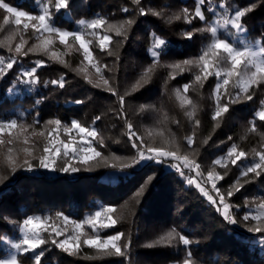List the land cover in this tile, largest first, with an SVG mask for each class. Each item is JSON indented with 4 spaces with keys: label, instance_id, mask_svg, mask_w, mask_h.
Returning a JSON list of instances; mask_svg holds the SVG:
<instances>
[{
    "label": "trees",
    "instance_id": "16d2710c",
    "mask_svg": "<svg viewBox=\"0 0 264 264\" xmlns=\"http://www.w3.org/2000/svg\"><path fill=\"white\" fill-rule=\"evenodd\" d=\"M45 1L53 15V24L61 29L72 30L78 20H92L97 16L109 23L128 19L135 21L126 40L122 36L117 37L114 32L109 33L113 38L109 50L115 53L111 56L107 50L99 49L94 37L88 36L93 40L90 47L95 60L99 61L103 76L109 79L118 95L125 96L123 111L126 119L119 115L121 108L118 95L93 86L99 79L95 68L96 77L91 78L93 83H89L84 78L85 73L80 71L75 54L66 55L63 59L68 67L39 52L27 56L17 55L14 52L17 41L21 36L30 38L33 30L22 32L21 26L17 30L10 20L5 24L3 17L8 13L0 9V41H6L10 32L15 33L10 35L12 51H9L7 42L0 44V57L6 62L12 56L17 59L13 68L6 70V75L0 78V119L13 118L20 124L34 126L24 133L30 138L28 145L23 144L21 136L13 145L0 146V165L8 147L16 149L15 155L20 162L25 158L21 151L23 147H34V155L39 156L46 143L47 132L55 127L48 125L45 129V122L59 119L62 125L70 126L72 120H77L86 127H95L104 138V146L98 143H94V146L105 157H109L108 165L116 163L118 166H106L100 160L98 165L92 162L91 170H84L85 166L75 161L73 163L81 168L75 173L55 171V174L47 175L45 172L16 171L13 176L9 168L0 166V177L8 181L7 186L0 189V258L10 249L4 236L17 238L20 226L28 215H40L48 208H55L83 220L101 204H106L116 208V212L111 215L118 223L114 227L100 229V235L105 237L124 233L121 244L130 243L127 255L99 256L95 249L87 246L80 248L78 254L69 255L51 243L50 234L44 233L48 242L37 249V254L43 252L40 264H178L185 258L187 251L192 253L195 264H264V244L260 242L264 234L248 232L247 226L255 224V221L245 222L242 219L250 208L256 209L257 204L264 200V174L258 178L253 173H249L248 177L240 176L241 165L258 161L253 149L260 151L264 145V121L255 116L261 107L260 100L264 99V84L250 89V94H253L251 101L241 94L236 103H229L222 89L221 103L229 104V111L213 120L217 78L209 77L201 88L195 82L198 68L192 67L190 71L184 72L177 70L175 78H170L173 70L167 67L187 58L198 57L211 41L209 32H195L191 39L185 38L182 33L205 28L223 16L230 17L237 7L240 10L252 8L242 18L246 32L237 33L235 29L226 27L219 28L218 35L230 42H233L232 37L241 35L249 42L264 38V0H205L202 6L205 21L194 18L190 24L183 18L169 22L168 17L182 12L184 8L190 14L194 13L197 0H141L140 5L134 4L133 0H70L69 7L59 12L55 9V0ZM4 2L33 14L39 12L38 0ZM220 4L225 7L221 8ZM139 7L146 11H160L163 15H139ZM124 8L128 12H124ZM153 33L165 39L167 47L161 50L157 67L150 74L148 82L141 81V86L132 91L142 73L153 63L150 56ZM27 49L25 44L23 50ZM37 60L43 61L35 74L38 82L28 86L16 84L23 77L20 69L35 67ZM62 76L65 82L63 88L51 83ZM185 84L190 85L186 94L183 93ZM10 88L13 89L11 94L8 93ZM177 88L197 105L192 119L186 115V112L191 111V106L181 107L175 96L174 90ZM228 91L235 97L239 90L232 88L230 82ZM77 100L84 102L77 104ZM141 106L145 107L141 109ZM97 116L101 119L93 124ZM195 120L200 121L198 126ZM127 122L132 123L133 131L140 137L136 140L138 145L142 140L144 146L175 150L178 144L180 154H190V158L199 162L204 171L217 168L224 176L216 183L217 188L233 206L231 210L238 224L226 221L194 184L189 185L185 177L169 166L176 161L157 163L146 160L138 168L121 170L119 165L128 162L135 152L128 138ZM253 122L256 132L247 131ZM33 130L45 131V137L32 136ZM59 136L60 139L66 138L62 129L59 130ZM189 136L194 139L191 148L186 142ZM229 137L232 139L229 140ZM9 138L8 133L3 134L5 141ZM173 138L175 144L171 143ZM233 143L248 156L235 166L230 162L227 168L214 165L213 160L224 156ZM112 156L122 159L114 160ZM65 159L58 160L57 167L62 166ZM31 162L39 166L38 159H31ZM115 170L118 173L111 178L110 173ZM150 175L155 177L151 185L141 197H135L134 194ZM238 178L244 186L239 191L234 190L233 196L228 198L227 190ZM194 179L203 181L200 177ZM213 198L219 203L216 196ZM87 227L93 231L89 225ZM172 228L187 236L192 243L185 246L177 238L171 245L146 246ZM17 257L21 264H36L30 252L17 253Z\"/></svg>",
    "mask_w": 264,
    "mask_h": 264
},
{
    "label": "snow or ice",
    "instance_id": "6c2138e0",
    "mask_svg": "<svg viewBox=\"0 0 264 264\" xmlns=\"http://www.w3.org/2000/svg\"><path fill=\"white\" fill-rule=\"evenodd\" d=\"M50 2V0H49ZM70 0H55V9L59 12L61 9H67L69 7ZM133 3L140 5L141 0H133ZM205 4V0H197L194 13H189L187 8L182 9V12H178L168 17V21L180 20L183 18L186 23H191L194 18H199L201 21H205L206 17L204 11H202V6ZM221 8H224V4L219 5ZM0 9H4L7 13L12 14L15 17V25L17 30L22 24L24 30H28L30 27L34 30L35 33H39L37 40L39 43L33 44L31 47L24 51V45L27 44V41L21 36V42L16 44L14 52L17 55L27 56L29 53H43L48 54L54 60H57L59 63L64 64L65 67H68V64L65 60L61 58V55H58L56 52H49L50 46L53 45V37H58L59 43L65 45L69 50L72 49L73 45L69 41L78 43L79 50H82L83 61H87L88 64L95 68L99 79L94 83V87L103 88L113 95H118L116 89L113 88L110 84L109 79L103 76L101 68L98 66L99 61H96L94 58L93 51L91 50V45L93 40L86 39V36H91L96 39L98 47L101 51H106L108 55H114L115 53L109 50L110 45L112 44V36L109 33L114 32L117 37H123L127 39V34L132 25L135 23L133 19L123 20L119 23H109L105 18L97 16L96 18L86 21L79 20L78 24L80 29L77 31H68L61 30L53 24V15L50 12L48 4L44 3V0H39L38 15H32L27 11H18L16 7L10 6L8 3H5L4 0H0ZM252 8H245L240 10L238 7L234 11L232 16H223L220 19L212 21L208 26L201 29H194L193 31H185L182 33L185 38L191 39L195 32H209L211 34V41L204 47L201 51V54L196 58H187L179 62H175L167 65L171 68L173 72L170 74V78H175V73L178 70L179 72L190 71L192 67L199 69V74L195 75V82L199 83L202 88L204 82L208 80L209 77L215 76L217 78V83L214 89V96L216 101V107L213 114V120H217L222 116V114L229 111V104H222V89L223 95H227L229 98V103H236L241 94L248 101L253 99V94H250V89L254 86L259 87L261 84H264V38L257 39L253 44L242 43L241 45H235L228 41L227 39L221 38L218 35L220 27H231L235 29L237 33L246 32V26L242 23V18L245 17L247 12H250ZM124 12H128L127 8L123 9ZM139 15H147L151 13L157 17L163 15L160 11H154L148 9L147 11L143 7L138 8ZM23 20V23H22ZM9 17H4V22L7 24ZM97 29H102L103 34L96 31ZM91 30V31H89ZM44 33H47V36H44ZM15 35V33H13ZM153 41L150 48V56L153 60V63L142 73L140 80L136 82L133 86L132 91L137 90L141 86V81L144 83L148 82L150 74L153 73L157 67L161 50L167 47L168 42L157 36L155 33L152 34ZM12 37H8L6 41H0V44L8 43L9 51H12L10 41ZM82 61V63H83ZM17 63L16 56H12L7 62L0 57V78L6 75V70L12 69L14 64ZM43 65V61L37 60L35 62V67H32L28 71H24L22 75L29 78L26 80V83H37L38 78L35 76L37 68ZM105 67H107L105 65ZM85 73L84 78L89 82L93 83L92 79L87 75V69H80ZM234 89L239 91L235 94V97L232 96L228 91V86L230 85ZM53 85L58 84L59 87L63 88L65 86L64 77H60L59 80H52ZM190 85L185 84L183 86V93L189 91ZM176 98L180 101L181 107L185 105L191 106V111L186 112V115L189 119H192L195 116L197 111V105L193 103L186 95H182L179 88L174 90ZM120 102V116L126 119V113H124V104L125 96L118 95ZM84 101L77 100V104H81ZM39 103V101H37ZM260 109L256 111L255 116L259 120L264 121V99L260 100ZM145 106H141L143 109ZM101 117H95L93 124L100 120ZM200 123L199 120H195V124L198 126ZM48 125H54L50 131L47 132L45 137V131L41 130L36 132L32 131V136H41L45 137L46 143L43 146L42 152L39 156L34 155V147H23L21 151L24 154V159L20 162L15 155L16 149L13 147L7 148V153L4 156L2 165L9 168L13 173H15L20 168H25L26 170H32L33 164L31 159H38L39 167L44 169H49L52 171H61V172H78L81 171L80 167H77L73 161H76L78 164L85 166L84 170H91V164L93 161L99 164L100 160H103L106 166L116 168L118 165L113 163L108 165L109 157H105L101 151H98L94 146V143H98L101 147L104 146V138L99 135L95 127H86L81 122L77 120H72L70 127L67 124L62 125L61 120L51 119L45 122V129ZM63 127V132L66 135H69L67 142L60 139L59 130ZM219 127V124H217ZM30 128H34L33 125H24L18 123L17 120L13 119L10 121L0 122V146L13 145L16 141L23 136V144L28 145L30 138L24 133H27ZM18 131H13L17 130ZM128 129V138L132 141V147L136 150V154L131 158L130 162H122L119 167L121 170L132 167L135 164H139L141 161H155L157 163H166L169 160L176 161L177 163H170L169 166L176 169L179 174L185 177L189 185H195L200 193L205 196L209 202H211L216 207V211L219 212L223 218L231 224L238 223L235 215L231 211L232 205L228 202L225 195L220 192L217 188L216 181L224 179V176L215 170L213 167L206 174V179L202 182H197L190 175H186L184 169H188L189 172L196 171L198 177H202L203 173L200 170V164H198L194 159H190V154H180L179 145L176 144L175 150H166L164 147H153V146H144L143 141L138 145L136 143L137 139L140 137L133 131V125L131 122H127ZM8 131L9 139L5 141L3 139V134ZM75 131L79 136V144L75 137H72L70 134ZM249 132H256L255 122L252 123V127L248 129ZM91 138V139H89ZM232 138L229 137V140ZM244 139V137H241ZM186 142L189 148L194 143L192 136L186 137ZM207 141H205L206 143ZM168 143V141H165ZM172 144H175V139L173 138ZM260 151L253 149V153L258 157V161H253L248 164L241 165L240 176L248 177L249 173H253L255 177H260L264 174V145L261 146ZM248 153L243 150H239L238 145L233 143L228 149L226 156L216 159L213 164L220 165L227 168L228 163L232 165H237L238 161L246 158ZM66 158L62 166L57 167L58 160ZM114 160H121V157L112 156ZM182 165V166H181ZM227 175V173H225ZM155 179L154 176H148L144 183L139 187L137 192L134 194L135 197H141L146 189L151 185L152 181ZM3 182V177H0V183ZM211 182L212 189L215 190L217 196L219 197V203L212 195L209 194V191L202 186V183ZM250 181H245L249 183ZM244 185L240 183L239 178L235 183L227 190V197L230 198L235 191H239ZM222 206V207H221ZM116 212L114 207H104L101 210H98L94 215L88 216L83 222L71 221L74 225L73 232L74 234L69 236L67 239L57 241L55 238L51 240V243L54 244L59 249H62L64 252L69 255H76L80 251L81 247V236L86 235L83 233V225L88 224L93 232L95 233L92 236H88L83 239V244L89 248L95 249L99 256H125L127 255L126 250L129 248L130 243L121 244L122 237L124 233H117L115 235L107 236L106 238H101L100 229H106L114 227L118 220L113 218L112 213ZM65 223L69 222L67 216H63L61 213H57V218H61ZM104 218L103 220L101 218ZM51 218H41V217H28L23 221L20 226V231L23 233V236L19 243L12 245L18 253H28L29 251H35L41 245L46 244L48 241L43 237L42 232H48L49 226L47 221ZM243 221H255V224L247 226V231L251 233L264 234V200L259 202L256 207L255 214H245L243 216ZM66 231V230H65ZM51 232L55 233L56 236H61L64 234L58 226L51 227ZM178 238L179 242L185 246H188L192 241L185 235L177 232L175 228L169 230L166 234L161 235L159 238L154 240L151 244L146 245L147 247H155L158 245H171L173 241ZM71 241V242H70ZM260 242L264 244V236L261 237ZM43 252H40L34 256L36 264H40L41 257ZM0 264H20L17 255H12L7 259L0 258ZM178 264H195L192 259V253L190 251L186 252L185 258L178 262Z\"/></svg>",
    "mask_w": 264,
    "mask_h": 264
},
{
    "label": "rangeland",
    "instance_id": "374dc122",
    "mask_svg": "<svg viewBox=\"0 0 264 264\" xmlns=\"http://www.w3.org/2000/svg\"><path fill=\"white\" fill-rule=\"evenodd\" d=\"M44 3H46V1L44 0ZM38 4H39V0H38ZM47 4V3H46ZM18 11H25V10H23V9H17ZM30 13V12H29ZM30 14H32V15H38V14H40L39 12L37 13V14H33V13H30ZM5 16H8L9 17V20L10 21H12V23L13 24H15L14 23V21H15V17L14 16H12V14H7V15H5ZM3 20H4V17H3ZM79 21V20H78ZM78 21H77V23H76V27L74 28V29H72V30H69V29H61V30H68V31H77V30H79L80 29V26H79V24H78ZM87 21H90V20H87ZM22 23H23V20H22ZM21 27H22V24H21ZM225 27H220V29H224ZM22 29H23V27H22ZM226 29V28H225ZM28 30H33L31 27L28 29ZM89 31H91V30H89ZM96 31H98V32H100L101 34H103V31H99V29H97ZM22 32H27V30H24L23 29V31ZM227 34H228V32L229 31H225ZM12 33L13 32H10V34L6 37V39L8 38V37H10V35H12ZM23 35V34H22ZM48 34L47 33H44V36H47ZM229 35V34H228ZM37 36H39V33H35L34 32V30L32 31V36L30 37V38H26V37H24L23 36V39L24 40H26L27 41V46H28V48L29 47H31L33 44H36V43H39V40H37ZM53 39H54V43H53V45H51L50 46V49H49V52H56L58 55H61V58L62 59H64L65 58V56L66 55H70V54H75L74 56L78 59V61H79V67H80V69H87V75L90 77V78H95L96 77V72H95V70H94V68H92L89 64H88V62L87 61H83V54H82V50H79L78 51V49H79V45H78V43H75V42H73V41H69V43L70 44H72L73 45V47H72V49L71 50H69V49H67L66 47H65V45H62V44H60L59 43V39H58V37H53ZM86 39H89L88 38V36H86ZM232 40H233V42H231V43H233V44H235V45H241L242 43H247V44H253L254 42H249V41H247V39H245L244 37H242V35L241 36H234V37H232ZM21 42V38H19V40L17 41V43L16 44H18V43H20ZM48 58H51L50 57V55H48V54H45ZM82 61H83V63H82ZM32 67H28V68H21L20 69V72H21V75H22V73L24 72V71H28V70H30ZM23 76V75H22ZM29 78H27V77H22V78H20L17 82H16V84H20L21 86H28V85H30V84H32V83H26L25 81L26 80H28ZM12 90L13 89H8V93H12ZM10 120H13V118L12 119H0V122H5V121H10ZM70 127V126H69ZM62 129V132H63V127L61 128ZM5 133H8V131H6ZM4 133V134H5ZM64 133V132H63ZM65 134V133H64ZM66 135V134H65ZM72 137H75L76 138V140H77V143L79 144V136L77 135V133L75 132V131H73L71 134H70ZM68 139H69V135H66V138L65 139H62V140H64L65 142H67L68 141ZM89 139H91V138H89ZM153 147H156V146H153ZM166 149V148H165ZM166 150H169V149H166ZM136 154V150H135V152H134V155ZM227 154V153H226ZM226 154L224 155V156H226ZM133 155V156H134ZM224 156H221V157H224ZM221 157H217L216 159H219V158H221ZM132 158V157H131ZM191 159V158H190ZM216 159H214L213 160V162L216 160ZM131 161V159L128 161V162H130ZM146 161V160H145ZM145 161H141L139 164H135V165H133L131 168H138V167H140ZM73 162H75V161H73ZM127 163V162H126ZM198 164H200L199 162H197ZM32 164H33V169L32 170H26L25 168H20V169H18L17 171H21V172H45L47 175H53V174H55V171H52V170H49V169H44V168H40L38 165H34V163L32 162ZM201 166V165H200ZM212 169V168H211ZM211 169H209V170H211ZM208 170V171H209ZM217 172H219L218 170H217V168L215 169ZM184 171H186V175H190L191 177H193V178H199L198 176H197V173H196V171H191V172H189L188 171V169H184ZM199 171H201L202 173H203V176L202 177H200L202 180H204V179H206V174H207V172L208 171H204L203 170V167L201 166L200 167V170ZM178 172V171H177ZM16 173V172H15ZM15 173H11L12 175L11 176H13ZM118 173V171H112L110 174V177L111 178H113L114 177V175L115 174H117ZM179 173V172H178ZM10 178V177H9ZM8 178V179H9ZM219 181V180H218ZM218 181H216V183L218 182ZM198 182H201V181H198ZM7 184H8V181H3L2 183H0V189H2V188H5L6 186H7ZM202 186L203 187H205L206 188V190H208V191H211L210 193V195H212V196H216L217 197V199H218V201H219V197L217 196V194H216V192H215V190H213L212 189V184H211V182H207V183H202ZM104 207H111V206H108V205H106V204H101L96 210H94L93 212H91V213H89V214H87L86 215V217H84V219L83 220H78V219H76V218H74L73 216H71V215H69V214H67V213H65V212H63V211H61V210H59V209H55V208H48V209H46L45 210V212L43 213V214H40V215H38V214H34V215H28L25 219H27L28 217H41V218H51L50 220H48L47 221V224H48V226H49V231L48 232H42V235H43V237H44V233H48V234H50L51 235V239H53V238H55L58 242L59 241H61V240H64V239H67L69 236H71V235H73L74 234V232H73V229H74V225L72 224V223H70L71 221H76V222H83L88 216H91V215H94V213L96 212V211H98V210H101L102 208H104ZM222 207V206H221ZM232 211V210H231ZM255 212H256V209H252V208H250V210H248L245 214H255ZM57 213H61L63 216H67L68 218H69V222L68 223H65L64 222V220L62 219V217L61 218H57ZM24 219V220H25ZM102 220L104 219L103 217L101 218ZM236 224H238V223H236ZM88 225V224H87ZM87 225L86 224H84L83 225V233H85L86 235H82L81 236V247L80 248H82L83 246H86V245H84L83 244V239H85V238H87L88 236H92V235H94L95 233L93 232V231H91V230H89L88 229V227H87ZM53 226H58V228L60 229V230H62L63 232H64V234L63 235H61V236H56L55 235V233H52L51 232V227H53ZM66 230V231H65ZM111 235H115V234H111ZM22 236H23V233L21 232V231H19V236L17 237V238H14V239H11L8 235H5L4 236V239L10 244V249H9V251H8V253L5 255V256H3L2 258H4V259H7V258H9L10 256H12V255H17V251H16V249H14L13 247H12V245L13 244H15V243H19L20 242V240H21V238H22ZM101 236V235H100ZM108 236H110V235H108ZM107 236H105V237H103V236H101V238H106ZM71 242V241H70ZM30 253H31V255H32V257L34 258V256L37 254V249L33 252V251H29ZM21 264V263H20Z\"/></svg>",
    "mask_w": 264,
    "mask_h": 264
},
{
    "label": "built area",
    "instance_id": "2783aa9c",
    "mask_svg": "<svg viewBox=\"0 0 264 264\" xmlns=\"http://www.w3.org/2000/svg\"><path fill=\"white\" fill-rule=\"evenodd\" d=\"M210 192V191H209Z\"/></svg>",
    "mask_w": 264,
    "mask_h": 264
}]
</instances>
